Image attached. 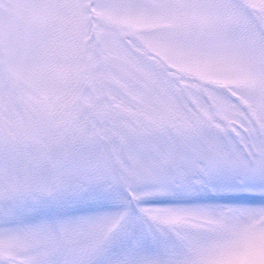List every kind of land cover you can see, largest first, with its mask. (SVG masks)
Wrapping results in <instances>:
<instances>
[{"label": "snow or ice", "instance_id": "obj_1", "mask_svg": "<svg viewBox=\"0 0 264 264\" xmlns=\"http://www.w3.org/2000/svg\"><path fill=\"white\" fill-rule=\"evenodd\" d=\"M0 264H264V0H0Z\"/></svg>", "mask_w": 264, "mask_h": 264}]
</instances>
